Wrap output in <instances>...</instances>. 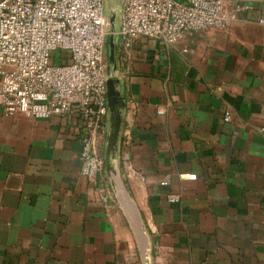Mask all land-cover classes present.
I'll list each match as a JSON object with an SVG mask.
<instances>
[{"label":"crops","instance_id":"0c3cea01","mask_svg":"<svg viewBox=\"0 0 264 264\" xmlns=\"http://www.w3.org/2000/svg\"><path fill=\"white\" fill-rule=\"evenodd\" d=\"M246 1L228 28L107 54L119 172L146 235L105 167L82 176L76 115L0 106V264H146L148 249L151 264H264V0Z\"/></svg>","mask_w":264,"mask_h":264},{"label":"built area","instance_id":"2783aa9c","mask_svg":"<svg viewBox=\"0 0 264 264\" xmlns=\"http://www.w3.org/2000/svg\"><path fill=\"white\" fill-rule=\"evenodd\" d=\"M250 9L246 0H123L120 50L125 55L142 36L169 46L196 32L228 28ZM109 34L105 0H0L3 113L76 115L81 174L89 181L104 170L98 148L108 128ZM181 177L195 180L197 174Z\"/></svg>","mask_w":264,"mask_h":264},{"label":"water","instance_id":"95a60500","mask_svg":"<svg viewBox=\"0 0 264 264\" xmlns=\"http://www.w3.org/2000/svg\"><path fill=\"white\" fill-rule=\"evenodd\" d=\"M107 17V16H106ZM115 18L116 15L113 17H107L109 22V31L110 34L107 39V48H108V59L110 62L115 63L117 53H119L120 48L116 44V27H115ZM111 28V29H110ZM107 97H108V137H107V144L105 147V163L104 167L107 173L110 176V179L116 187L118 195L120 194L124 197L131 205L132 210L136 218L138 229L142 234H145V227L140 215V212L133 202L131 196L127 192L125 188L120 172H119V161H118V144H119V137H120V130H121V121L122 115L120 111V107L123 104L124 97L118 91L116 84H115V75L112 72H108L107 77ZM150 251H147L146 257V264L150 263Z\"/></svg>","mask_w":264,"mask_h":264},{"label":"rangeland","instance_id":"374dc122","mask_svg":"<svg viewBox=\"0 0 264 264\" xmlns=\"http://www.w3.org/2000/svg\"><path fill=\"white\" fill-rule=\"evenodd\" d=\"M120 2H121V0H105V15L107 17H113L116 15V18H115V27L116 28L119 26L120 18H121L120 9H119V6H117V4H120ZM57 56H59V54ZM63 58H66V55H63ZM101 155H102V157L104 159V163H105V146L103 147V149L101 151Z\"/></svg>","mask_w":264,"mask_h":264}]
</instances>
